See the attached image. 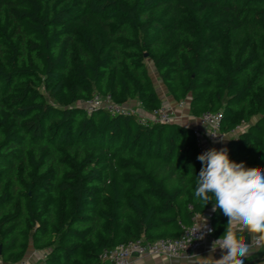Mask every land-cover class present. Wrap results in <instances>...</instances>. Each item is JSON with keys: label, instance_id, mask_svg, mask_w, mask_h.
Segmentation results:
<instances>
[{"label": "trees", "instance_id": "16d2710c", "mask_svg": "<svg viewBox=\"0 0 264 264\" xmlns=\"http://www.w3.org/2000/svg\"><path fill=\"white\" fill-rule=\"evenodd\" d=\"M147 55V57H145ZM195 119L223 114L231 160L264 168V0H0V259L100 264L177 239L195 195L193 129L107 108L161 109L152 72ZM213 236L227 217L213 212Z\"/></svg>", "mask_w": 264, "mask_h": 264}, {"label": "clouds", "instance_id": "9594fccd", "mask_svg": "<svg viewBox=\"0 0 264 264\" xmlns=\"http://www.w3.org/2000/svg\"><path fill=\"white\" fill-rule=\"evenodd\" d=\"M197 159L202 167L194 195L204 207L214 202L212 211L222 212L227 224L225 232L212 242L207 257L194 254L186 258L192 264H245L244 257L253 250H264V168L231 160L226 148L208 149ZM202 229L196 237L200 240L213 231L206 221ZM245 232L248 242L242 235ZM217 249L222 252L219 259L212 255Z\"/></svg>", "mask_w": 264, "mask_h": 264}, {"label": "built area", "instance_id": "2783aa9c", "mask_svg": "<svg viewBox=\"0 0 264 264\" xmlns=\"http://www.w3.org/2000/svg\"><path fill=\"white\" fill-rule=\"evenodd\" d=\"M88 112L95 109L107 108L114 115H126L131 111L126 106L113 105L95 95L91 100L85 103ZM151 117H144L143 120H151L159 123L170 124L175 122L173 111L163 106L161 109L150 113ZM223 114L221 112H208L196 119L199 127L194 128L193 135L199 154L211 149L213 143L224 144L229 140L228 136L237 137L241 127H238L231 133H224L221 130ZM200 215L195 216L194 223L182 228V234L177 239H162L155 242H146L143 240L129 242L119 245L109 251H105L100 257V264H131L134 258H143L147 256H164L169 259L186 258L196 255L203 247L205 241L213 236L214 226L212 214H206L202 220ZM206 221L207 227L213 229L205 235L203 240L199 237L204 231L203 226ZM201 230V231H200ZM46 258V254L44 255Z\"/></svg>", "mask_w": 264, "mask_h": 264}, {"label": "crops", "instance_id": "0c3cea01", "mask_svg": "<svg viewBox=\"0 0 264 264\" xmlns=\"http://www.w3.org/2000/svg\"><path fill=\"white\" fill-rule=\"evenodd\" d=\"M167 92L165 93V99H163V102L166 101H172L171 97L168 96ZM174 102V101H173ZM177 104V103H175ZM189 110V108H188ZM144 115L150 114L147 113L143 110ZM145 117V116H144ZM176 121L175 123H179L183 126H188L191 127L192 129L199 127L198 121L194 117L191 116V114L188 112V115L186 116H181V115H176ZM182 119V120H180ZM249 124H243L240 128L239 133L246 131L247 127ZM228 138L230 139L231 136L229 135ZM228 141L224 144H219V143H213L211 145V148H216L217 150L221 148H226ZM206 214H213L212 209L208 210L206 213L203 215H200V220L204 218ZM194 223V219H193ZM247 240L248 235L247 234H242ZM216 238L215 236H212L211 238L207 239L203 245V247L199 250V252L196 255L207 257L210 254V249L212 246V242L215 241ZM45 252L43 251H37L35 250L32 246L29 248L25 259L18 264H46L45 263ZM216 259H219L222 255V252L220 249H217L215 253H212ZM245 259V264H264V250L261 251H255L253 250L250 255L244 257ZM0 264H9L5 263L0 259ZM131 264H192V261L185 259V258H179V259H169L164 256H147L143 258H134Z\"/></svg>", "mask_w": 264, "mask_h": 264}, {"label": "rangeland", "instance_id": "374dc122", "mask_svg": "<svg viewBox=\"0 0 264 264\" xmlns=\"http://www.w3.org/2000/svg\"><path fill=\"white\" fill-rule=\"evenodd\" d=\"M147 63V66H148V69L150 72L154 73V68H153V65L151 63L150 60H147L146 61ZM153 77L155 79V83H156V86H157V89H158V92L160 94V96H162L163 99H165V88L164 86L162 85V82L158 79L156 73L153 74ZM168 98V96H167ZM163 105L167 108V109H170L171 111H173L174 113V118H175V121L177 120L176 118V115H181V116H186L188 115V108H189V105H188V102H184V103H180V104H175V102L172 101H166L163 102ZM127 108H129L131 111H134V113L140 117L141 119H143V116H146V117H151V114H146L144 115L143 113V109L141 108V106L136 102V101H132L130 102L127 106ZM152 118V117H151ZM182 120V119H180Z\"/></svg>", "mask_w": 264, "mask_h": 264}, {"label": "water", "instance_id": "95a60500", "mask_svg": "<svg viewBox=\"0 0 264 264\" xmlns=\"http://www.w3.org/2000/svg\"><path fill=\"white\" fill-rule=\"evenodd\" d=\"M145 57H147V55ZM242 234H247V233L245 232V233H242ZM248 239L250 240V238L247 237L246 242H248ZM0 254H1V252H0Z\"/></svg>", "mask_w": 264, "mask_h": 264}]
</instances>
